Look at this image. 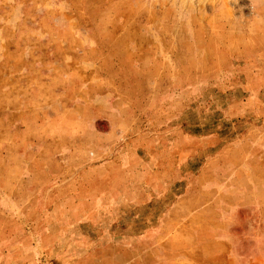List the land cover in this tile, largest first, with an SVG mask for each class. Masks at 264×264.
<instances>
[{
	"label": "rangeland",
	"instance_id": "obj_1",
	"mask_svg": "<svg viewBox=\"0 0 264 264\" xmlns=\"http://www.w3.org/2000/svg\"><path fill=\"white\" fill-rule=\"evenodd\" d=\"M0 264H264V0H0Z\"/></svg>",
	"mask_w": 264,
	"mask_h": 264
}]
</instances>
